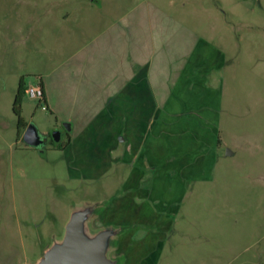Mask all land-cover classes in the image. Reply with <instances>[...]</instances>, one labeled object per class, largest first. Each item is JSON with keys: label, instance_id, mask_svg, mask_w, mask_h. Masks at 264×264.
Returning a JSON list of instances; mask_svg holds the SVG:
<instances>
[{"label": "rangeland", "instance_id": "374dc122", "mask_svg": "<svg viewBox=\"0 0 264 264\" xmlns=\"http://www.w3.org/2000/svg\"><path fill=\"white\" fill-rule=\"evenodd\" d=\"M142 2L152 11L178 15L188 26L179 35L192 34L195 59L188 63L179 54L172 63L180 66V75L192 64L193 75L209 84L179 85L178 99L171 101L181 111L177 124H162L145 144L140 139L138 148L130 147L142 172H132L124 183L122 168L113 200L107 192V183L114 182L111 171L89 181L93 168H77L63 153L16 152L25 144H15L12 103L21 77L26 86L35 85L65 59L68 50L59 47L63 33L97 34ZM202 46H209L205 74ZM165 86L171 90L175 84ZM167 102L163 117H170ZM22 109L23 119L41 135L61 131L60 140H66L69 130L53 127L45 104L25 95ZM0 157L1 207L11 213L12 188L14 199L19 191L18 201L24 202L22 207L14 202V213L7 221L3 212L0 223L9 226L6 234L28 240L17 247L19 264H38L62 243L65 230L55 233L60 221L66 217L67 225L90 210L84 233L93 238L112 231L106 257L113 264H264V0H0ZM119 191L144 192L138 205L147 212L135 222L139 228L110 227L109 210L120 211L123 203ZM61 211L64 215L57 214ZM49 219H56L51 240ZM123 252L142 253L143 259H124Z\"/></svg>", "mask_w": 264, "mask_h": 264}, {"label": "crops", "instance_id": "0c3cea01", "mask_svg": "<svg viewBox=\"0 0 264 264\" xmlns=\"http://www.w3.org/2000/svg\"><path fill=\"white\" fill-rule=\"evenodd\" d=\"M150 9L148 3L142 2L134 10L113 18L110 25L97 34H90L86 29L75 31L70 36H66V32L63 33L59 47L61 50H68L65 51V59L53 63L52 68L38 78L42 84L45 107L55 121L53 127L69 125L66 140H60L61 143L69 140L62 150L58 151L49 146L39 154L47 151L60 152L68 157V163L73 166L78 164L77 168H93L95 175L85 179L89 181L97 180L99 175L111 171L109 180L114 182L107 183L108 189H111L107 192L112 194V198L118 195L114 184L121 179L122 168H125L122 174L124 183L129 182L132 172L141 171L137 164H134L135 157L132 159L130 147L138 148L140 139L141 143L145 144L148 133L150 136L151 133H157L160 126L162 129V124H177L181 111L175 110L171 101L178 99L179 85L202 84L204 87L207 80L209 84L208 78L193 75L195 69L192 64L182 67L180 75V66L172 63L179 54H182L188 63L195 59L192 34L184 32L179 35L180 27L188 30V26L180 24L178 15ZM68 19L66 15L63 21ZM207 48L209 52V46H202L200 53L203 74L209 69ZM164 84H175V87L168 90ZM164 99L168 100L165 111L169 110L167 113L170 117H163ZM24 122L27 124L25 120ZM20 141L17 139L16 127V146ZM152 141H157V137ZM27 151L36 149L25 146L16 149L18 153ZM79 177H75L78 178L76 180H82ZM2 190L0 177V223L1 215L6 211V206L1 207ZM119 192L124 196L123 203L119 205L123 214L120 216L119 210H109L107 216L110 227L123 224L139 228V223L135 222L141 221L147 212L138 205L144 192ZM15 194L18 195L17 201L14 199L12 188L11 213H14V202L21 204V207L24 203L18 201L19 197L23 199L22 194L19 191H15ZM129 196L132 198H128ZM92 212L93 210L89 211L90 215ZM11 213H3L7 221ZM57 214L64 215L63 211ZM64 219L65 223L59 220L60 230L55 232L56 236L64 234L68 220L66 217ZM88 220L89 216L86 217L85 223ZM49 221L52 223L45 228H48L46 234L51 240L50 228L54 229L56 219ZM5 227L9 226L3 223L0 228V264H19L21 255L17 247L28 240L22 241L23 238L15 236L13 232L6 234ZM112 237L113 235L109 242ZM122 254L124 259L142 257V253Z\"/></svg>", "mask_w": 264, "mask_h": 264}, {"label": "water", "instance_id": "95a60500", "mask_svg": "<svg viewBox=\"0 0 264 264\" xmlns=\"http://www.w3.org/2000/svg\"><path fill=\"white\" fill-rule=\"evenodd\" d=\"M63 127L69 130L68 124ZM60 131L51 134L53 142L60 141ZM21 141L26 147L43 152L46 146L45 138L39 133L35 125L27 124ZM227 154H231L228 150ZM89 211L75 214L65 227V234L61 244L50 248L40 259L38 264H113L106 257L109 238L113 235L111 230L100 232L93 238L84 233V223Z\"/></svg>", "mask_w": 264, "mask_h": 264}, {"label": "trees", "instance_id": "16d2710c", "mask_svg": "<svg viewBox=\"0 0 264 264\" xmlns=\"http://www.w3.org/2000/svg\"><path fill=\"white\" fill-rule=\"evenodd\" d=\"M40 87L43 93L41 82H40ZM25 90H26V84L24 82L23 77H21L18 81V87H17L16 93L13 99V103H12V112L17 120V139L18 140L21 139L22 133L25 127L27 126V124L24 122L22 118V105H23L24 97L26 95ZM44 102L45 101H44V94H43L41 100L38 101V103L44 104ZM68 141L65 143H61L60 141L57 143L50 141V146L53 149L60 151L64 148V146L68 143Z\"/></svg>", "mask_w": 264, "mask_h": 264}, {"label": "built area", "instance_id": "2783aa9c", "mask_svg": "<svg viewBox=\"0 0 264 264\" xmlns=\"http://www.w3.org/2000/svg\"><path fill=\"white\" fill-rule=\"evenodd\" d=\"M37 81L38 82L35 85L29 84V85L26 86L25 94L30 99H34V100L40 101L42 96H43V93H42V90H41V87H40V79H38ZM42 109H44V107H42Z\"/></svg>", "mask_w": 264, "mask_h": 264}, {"label": "flooded vegetation", "instance_id": "af4514ba", "mask_svg": "<svg viewBox=\"0 0 264 264\" xmlns=\"http://www.w3.org/2000/svg\"><path fill=\"white\" fill-rule=\"evenodd\" d=\"M60 134H62L61 131H60ZM47 136H48V137H47ZM47 136H46L47 139L45 138V140H46V145H47V142H48V138L51 139V141H53L52 138L50 137V135H47ZM43 137H44V136H43ZM60 139H61V137H60Z\"/></svg>", "mask_w": 264, "mask_h": 264}]
</instances>
